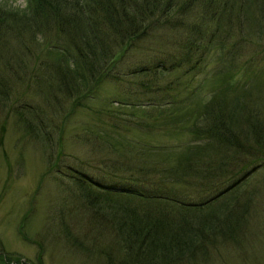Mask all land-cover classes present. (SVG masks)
Returning a JSON list of instances; mask_svg holds the SVG:
<instances>
[{
    "label": "trees",
    "instance_id": "16d2710c",
    "mask_svg": "<svg viewBox=\"0 0 264 264\" xmlns=\"http://www.w3.org/2000/svg\"><path fill=\"white\" fill-rule=\"evenodd\" d=\"M160 28L172 30L160 37L163 48L153 33ZM40 38L46 52L34 54L31 68L21 59V69L32 75L34 93L48 92L42 98L49 96L51 108L62 83L66 89L83 86L74 93L77 110L106 77L141 75L135 83L140 90H132L161 96L170 89L165 76L180 67H188L186 73L201 69L206 58L221 63L216 73L224 80L238 75L195 112L183 98L166 106L152 103L146 112L151 122L134 112L128 121L120 120L130 128L129 136L116 138L105 129L104 136L119 146L102 156L104 175L70 167L87 224L97 220L109 230L106 245L95 239L106 264L203 261L218 244L244 240L256 197L246 183L264 163V66L251 64L244 50L252 45L253 52L264 51V0H26L22 9L0 2L2 46ZM147 42L152 43L149 55L154 54L144 59L147 63L130 66L132 52L144 50ZM250 69L251 81L243 78ZM11 83L0 73L1 97L7 98ZM11 110L34 137L48 138L53 131L42 105L20 98ZM181 119L194 135L184 148L146 141L155 138V130L181 125ZM115 162L120 165L112 166ZM109 175L115 180L105 181ZM74 240L83 246V238Z\"/></svg>",
    "mask_w": 264,
    "mask_h": 264
},
{
    "label": "rangeland",
    "instance_id": "374dc122",
    "mask_svg": "<svg viewBox=\"0 0 264 264\" xmlns=\"http://www.w3.org/2000/svg\"><path fill=\"white\" fill-rule=\"evenodd\" d=\"M0 2L19 9L26 4V0ZM155 31V43L163 48L160 37L172 33V30L160 28ZM15 41H10L13 42L8 47L10 49L0 44V73L5 79H12L7 98L0 95V264H106L97 241L106 245L110 240L109 230L95 219L94 224H87L88 216L82 211L84 207L77 197L79 190L72 179L74 175L69 172L70 167L88 170L94 176L104 175L99 170L102 156L108 152L112 154V145L119 146L104 136L106 130L116 138L129 136L130 128L127 129V124L120 120L128 121L134 112L141 115L138 118L142 121L151 122L152 118L146 112L154 108L152 103L166 106L169 101L183 98L187 108L195 112L206 105L217 88L232 84L238 75L224 80L223 74L216 73L221 63L215 58H206L201 61V69L195 67L186 73L188 67H180L165 76L163 82L165 85L170 82V89L162 92L161 96L145 94L142 89L141 93L137 92L140 88H136L135 83L141 75L127 73L122 79L106 77L94 84L90 91L93 93H88L87 99H81L85 105L77 110L72 104L76 102L74 93L83 91V86L80 90H73L75 87L66 89L62 83L61 90L56 92L59 94L58 102L51 108L49 96L42 98L48 92L42 97L33 92L32 75L23 73L20 62L22 59L31 68L34 54L41 56L46 52L43 48L45 38L28 41L27 45ZM151 45L147 42L144 50L131 51L130 66L147 63L144 59L154 54L149 55ZM244 53L247 56L251 54V64L264 66V51L253 52L251 45ZM243 78L251 81L255 73L250 69L249 75ZM133 86L137 91L132 90ZM20 98L24 103L43 106L51 119L48 124L53 128L48 136L50 142L42 133H34V137L12 112L11 107L16 99L20 104ZM159 98L162 99L158 101ZM114 121L118 126H113ZM88 129H93V132H88ZM191 130L190 123L181 119V125H166L165 129L155 130V138L147 137L146 141L184 148V144L194 136ZM118 133L122 136L116 135ZM59 134L61 142L57 141ZM119 165V162L112 164ZM251 172L246 184L256 197L247 225L250 231L244 240L238 238L235 242L218 244L208 259L185 261L183 264H264V163ZM113 177L109 175L104 180L111 182ZM76 237L84 239L82 247H78L74 240ZM1 255L4 260H1Z\"/></svg>",
    "mask_w": 264,
    "mask_h": 264
}]
</instances>
